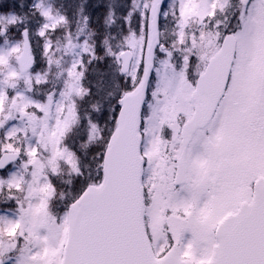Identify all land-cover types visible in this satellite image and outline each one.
<instances>
[{"label": "snow or ice", "instance_id": "snow-or-ice-1", "mask_svg": "<svg viewBox=\"0 0 264 264\" xmlns=\"http://www.w3.org/2000/svg\"><path fill=\"white\" fill-rule=\"evenodd\" d=\"M0 264H264V0H0Z\"/></svg>", "mask_w": 264, "mask_h": 264}]
</instances>
